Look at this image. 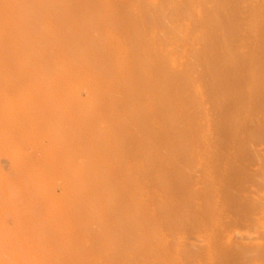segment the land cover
Instances as JSON below:
<instances>
[{
  "label": "rangeland",
  "instance_id": "1",
  "mask_svg": "<svg viewBox=\"0 0 264 264\" xmlns=\"http://www.w3.org/2000/svg\"><path fill=\"white\" fill-rule=\"evenodd\" d=\"M13 262L264 264V0H0Z\"/></svg>",
  "mask_w": 264,
  "mask_h": 264
},
{
  "label": "bare ground",
  "instance_id": "2",
  "mask_svg": "<svg viewBox=\"0 0 264 264\" xmlns=\"http://www.w3.org/2000/svg\"><path fill=\"white\" fill-rule=\"evenodd\" d=\"M9 1H11V0H9ZM12 2H13V1H12ZM14 2H15V1H14ZM16 2H17V1H16ZM16 2H15V3H16ZM12 4H13V3H12ZM16 5H18V4H16ZM42 6H43V5H42ZM23 7H24V6H23ZM19 8H20V7H19ZM29 8H30V7H29ZM20 9H21V8H20ZM29 10H30V9H29ZM26 11H27V10H26ZM20 12H21V11H20ZM23 14H24V13H23ZM29 14H30V13H29ZM19 15H20V14H19ZM26 15H27V14H26ZM22 16H23V15H21V17H22ZM24 16H25V15H24ZM24 16H23V17H24ZM27 16H28V15H27ZM17 26H19V25H17ZM48 27H49V26H48ZM48 27H47V28H48ZM15 28H16V27H15ZM47 28H46V29H47ZM51 28H52V27H51ZM51 28H50V29H51ZM43 31H44V30H43ZM48 31H50V30H48ZM52 31H53V30H52ZM46 32H47V31H46ZM44 33H45V32H44ZM48 33H49V32H48ZM31 40H32V39H31ZM31 40H30V43H31ZM33 41H34V40H33ZM29 45H30V44H29ZM33 45H34V42H33ZM33 45H31V46H33ZM31 46H30V47H31ZM34 46H35V45H34ZM39 47H40V46H39ZM31 48H32V47H31ZM34 48H35V47H34ZM40 48H41V47H40ZM32 50L35 51V49H32ZM39 51H40V50H39ZM57 66H60L59 63H58ZM55 67H56V65H55ZM77 93H78V92H77ZM77 96H78V95H77ZM88 104L90 105V103H88ZM89 105H87V106H89ZM90 106H91V105H90ZM90 106H89V107H90ZM86 157H87V156H86ZM42 251H43V250H42ZM42 251H41V252H42ZM44 252H45V251H44ZM34 254H35V253H34ZM40 254H42V253H40ZM50 254H51V252H50ZM29 255H30V254H29ZM36 256H37V255H36ZM30 257H31V256H30ZM40 257H43V256H40ZM46 257H48V256H45V258H46ZM51 257H52V256H51ZM26 258H27V260H28V256H27ZM31 258H32V257H31ZM52 258H53V257H52ZM38 259H39V258H38ZM38 259H37V260H38ZM35 260H36V259H34V261H35ZM28 261H29V260H28ZM36 262H38V261H36ZM36 262H35V263H36ZM13 263H14V262H13ZM29 263H30V262H29ZM29 263H28V264H29ZM14 264H15V263H14ZM23 264H24V263H23ZM25 264H27V262H26ZM30 264H33V263H30Z\"/></svg>",
  "mask_w": 264,
  "mask_h": 264
}]
</instances>
